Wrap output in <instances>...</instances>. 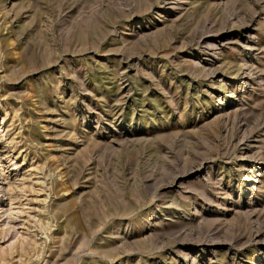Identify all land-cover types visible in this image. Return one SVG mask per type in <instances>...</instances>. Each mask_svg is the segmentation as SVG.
<instances>
[{"label": "rangeland", "instance_id": "rangeland-1", "mask_svg": "<svg viewBox=\"0 0 264 264\" xmlns=\"http://www.w3.org/2000/svg\"><path fill=\"white\" fill-rule=\"evenodd\" d=\"M0 264H264V0H0Z\"/></svg>", "mask_w": 264, "mask_h": 264}, {"label": "bare ground", "instance_id": "bare-ground-1", "mask_svg": "<svg viewBox=\"0 0 264 264\" xmlns=\"http://www.w3.org/2000/svg\"><path fill=\"white\" fill-rule=\"evenodd\" d=\"M4 107V106H3ZM16 116V115H15ZM38 182V181H37Z\"/></svg>", "mask_w": 264, "mask_h": 264}]
</instances>
